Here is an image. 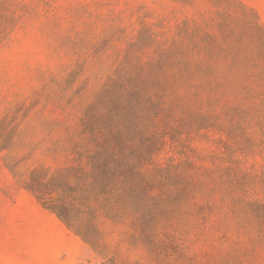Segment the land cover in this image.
I'll return each mask as SVG.
<instances>
[{
  "label": "rangeland",
  "instance_id": "rangeland-1",
  "mask_svg": "<svg viewBox=\"0 0 264 264\" xmlns=\"http://www.w3.org/2000/svg\"><path fill=\"white\" fill-rule=\"evenodd\" d=\"M50 1L53 9L24 7L26 17L0 44V264H264L254 218L217 211L211 234L199 237L193 219L166 212L150 240L137 233L133 218L107 221L102 242L92 246L25 187L32 170L58 164L56 147L115 68L158 56L159 39L185 19L191 27L207 23L215 9L212 0L185 8L173 0ZM240 1L264 26V0ZM143 21L159 34L157 42H140ZM184 120L172 122L169 131L178 128V135H167L163 161L187 154L212 173L230 167L236 177H250L252 196L264 199V118L237 131L213 117L206 128L193 125L197 115Z\"/></svg>",
  "mask_w": 264,
  "mask_h": 264
},
{
  "label": "trees",
  "instance_id": "trees-1",
  "mask_svg": "<svg viewBox=\"0 0 264 264\" xmlns=\"http://www.w3.org/2000/svg\"><path fill=\"white\" fill-rule=\"evenodd\" d=\"M173 1L185 8L201 0ZM50 2L0 0V44L26 17L24 7L53 9ZM212 6L207 23L191 27L185 19L163 39L141 22L140 42L159 39L162 52L115 68L56 147L58 164L35 168L25 180L46 209L92 246L103 240L102 225L125 218L150 240L158 217L173 211L193 219L199 237L211 234L212 216L224 210L259 220L264 237V199L252 196L250 177L244 181L230 167L212 173L187 154L161 158L167 135H178V128L169 131L172 122H187V114L199 116L193 125L201 128L212 127L213 117L234 131L264 118V26L240 0H212Z\"/></svg>",
  "mask_w": 264,
  "mask_h": 264
}]
</instances>
